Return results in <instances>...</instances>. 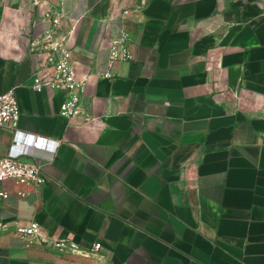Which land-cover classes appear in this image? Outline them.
<instances>
[{
    "label": "crops",
    "instance_id": "obj_1",
    "mask_svg": "<svg viewBox=\"0 0 264 264\" xmlns=\"http://www.w3.org/2000/svg\"><path fill=\"white\" fill-rule=\"evenodd\" d=\"M61 12L92 79L89 126L60 115L67 92L30 87L32 44ZM107 23L132 37L111 80ZM13 87L17 130L60 143L43 186H0V264H264V0H0V95ZM15 135L0 128V158ZM30 222L102 248H26Z\"/></svg>",
    "mask_w": 264,
    "mask_h": 264
},
{
    "label": "built area",
    "instance_id": "obj_2",
    "mask_svg": "<svg viewBox=\"0 0 264 264\" xmlns=\"http://www.w3.org/2000/svg\"><path fill=\"white\" fill-rule=\"evenodd\" d=\"M64 18L62 12L50 16L43 31L36 36L32 44L31 55L37 65L30 75V87L35 91H46L51 95L58 91L67 92L68 97L61 105L60 115L67 120L82 117L84 125L89 126L97 119L91 114V98L87 94V87L92 84V79L90 76L79 75L78 62L74 56L77 27L73 26L67 34H64L61 28ZM131 43L132 37L129 32L122 28H114L110 23L105 25L100 48L107 50L108 54L105 66L97 74V78L113 79L115 65L132 59ZM208 71L220 73L221 67L214 68L211 65ZM214 80V90H219L222 94L225 90L219 88L220 81L216 78ZM20 118L21 111L15 87H13L0 95V128H9L16 132L7 155L0 158V186L13 182L38 189L48 180L42 163L53 162L60 142L22 134L17 130ZM17 194L23 197L28 192L19 191ZM10 195L9 191L0 189V198L6 199ZM8 227V224L0 223V230L6 231ZM15 233L26 248L43 245L55 248L62 253H85L86 255L96 254L102 248V245L98 243L90 250H84L73 240L51 239L46 236L37 222L16 225Z\"/></svg>",
    "mask_w": 264,
    "mask_h": 264
}]
</instances>
